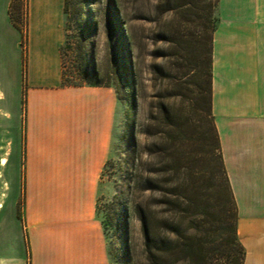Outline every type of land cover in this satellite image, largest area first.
Masks as SVG:
<instances>
[{
	"label": "crops",
	"instance_id": "1",
	"mask_svg": "<svg viewBox=\"0 0 264 264\" xmlns=\"http://www.w3.org/2000/svg\"><path fill=\"white\" fill-rule=\"evenodd\" d=\"M11 2L5 0L20 44ZM65 4L28 0L26 101L8 140L19 154L10 177L18 198L23 189L24 214L16 215L17 198L2 232L0 264H111L98 197L122 139L123 103L113 85L63 84ZM217 15L212 112L243 264H264V0H218ZM13 155L2 158L4 167Z\"/></svg>",
	"mask_w": 264,
	"mask_h": 264
},
{
	"label": "rangeland",
	"instance_id": "2",
	"mask_svg": "<svg viewBox=\"0 0 264 264\" xmlns=\"http://www.w3.org/2000/svg\"><path fill=\"white\" fill-rule=\"evenodd\" d=\"M84 1L82 6L80 0H70L68 40L63 48L67 82L97 81L113 85L119 91L124 115L122 139L114 145L100 181L98 217L104 227L111 264H149L142 224L135 212L136 197L130 186L132 177L138 173L145 179L157 177L156 152L161 147V139L156 135V119L161 117L163 109L179 116L184 124L182 149L190 157L186 166L192 172L195 187L204 186L203 172L216 173V185L222 180L215 167L217 160H212L218 153L217 149L213 151L215 142L207 143L206 135L202 138L197 129V125L204 123L205 110L196 102L198 90L188 61L190 55L179 47L182 37L198 30L197 25H202L203 19L193 22L197 15H188L185 5L191 0H173L171 4L175 9L170 11H165L162 0H115L127 21L129 50L124 51L118 22L115 16L111 17L107 0ZM208 2L204 0L202 6ZM11 5L13 16L26 30L28 0H12ZM202 12H205L204 7ZM17 38L19 34L9 20L5 0H0V249L5 222L18 198L17 184L10 176L19 154L8 140L10 128L14 122H19L22 97L26 92L25 57L29 42L20 36L19 44ZM121 55H127L130 60L127 81L119 70ZM6 111L11 113V119L6 118ZM10 152L14 155L4 167L2 158ZM22 190L15 207L21 220L24 214ZM162 196L160 191L145 190L141 200L151 211L162 210L157 203ZM196 210L188 211L185 228L190 234H199L196 227L204 222L206 232L203 236L211 249V263L225 264L212 252L213 240L220 239L219 231L215 232L218 224L213 223V210L208 209L205 216L197 214Z\"/></svg>",
	"mask_w": 264,
	"mask_h": 264
},
{
	"label": "trees",
	"instance_id": "3",
	"mask_svg": "<svg viewBox=\"0 0 264 264\" xmlns=\"http://www.w3.org/2000/svg\"><path fill=\"white\" fill-rule=\"evenodd\" d=\"M162 1L165 2V11L175 9L174 5L171 4L173 0ZM203 1L191 0L188 4L186 3L188 15H197V20L195 18L192 21L198 22L203 19V22L202 25L199 24L201 27L197 25L198 30L182 37L179 47L181 51L183 50L190 55L188 61L189 65H192L198 90L196 102L197 105L201 104L205 110L204 123L201 126L197 125V129L202 138L206 135L204 138L207 143L210 144L212 140L215 142L213 151L217 149L218 153L214 154L212 160H217L215 167H217L222 180L219 185H216V173H209L208 175L203 172L204 186L199 187L200 189L195 187L192 172L186 166V161L190 157L182 149L185 133L184 124L179 116L163 109L161 117L156 119V135L159 134L161 139V147L156 152V163L159 166L155 171L157 177L145 179L143 174L138 173L132 177L134 182L132 181L130 186L132 194L136 197L135 212L142 224L146 259L149 264H212L209 255L211 249L207 245V239L203 236L206 232L205 223L202 222L196 227L199 234H190L188 233L189 229L185 228L188 211L192 208H196V213L204 216L209 213L207 212L208 209L213 210L215 215L213 223L218 224L215 227V232L219 231L220 233V239L213 240L215 242L212 251L213 256L218 255L221 263L225 261V264H243L245 259V248L237 231V206L226 172L212 112V40L218 22V0H209L206 5L202 6ZM85 2L80 0V5L83 6ZM12 7L13 5H11L9 12L12 23L22 32L23 38L27 41L28 30H24L13 16ZM107 7L111 17L114 18L115 16L118 22L121 31V43L124 51H127V49L129 50V38L126 33L127 21L115 0H107ZM203 7L204 13L202 12ZM69 10L70 0H66V28ZM26 21L28 25V8ZM89 27L90 25H88ZM67 40L68 38L65 44ZM130 68L128 56L121 55L119 70L123 73L121 75H123L124 81H127V72ZM63 84L72 86L111 85L97 81L86 82V84L67 82L65 69H63ZM116 90L119 95L117 88ZM161 184L167 186L161 187ZM145 190L161 192L163 196L157 203L162 207V210L151 211L145 206L141 200L142 191Z\"/></svg>",
	"mask_w": 264,
	"mask_h": 264
}]
</instances>
